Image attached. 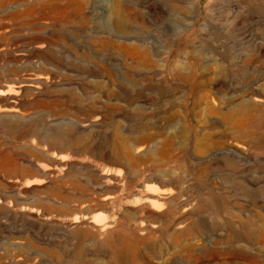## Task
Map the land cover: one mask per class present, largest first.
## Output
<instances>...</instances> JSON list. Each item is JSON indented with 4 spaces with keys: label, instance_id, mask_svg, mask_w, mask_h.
I'll return each mask as SVG.
<instances>
[{
    "label": "rangeland",
    "instance_id": "obj_1",
    "mask_svg": "<svg viewBox=\"0 0 264 264\" xmlns=\"http://www.w3.org/2000/svg\"><path fill=\"white\" fill-rule=\"evenodd\" d=\"M70 2L0 0V264H264V0Z\"/></svg>",
    "mask_w": 264,
    "mask_h": 264
},
{
    "label": "bare ground",
    "instance_id": "obj_2",
    "mask_svg": "<svg viewBox=\"0 0 264 264\" xmlns=\"http://www.w3.org/2000/svg\"><path fill=\"white\" fill-rule=\"evenodd\" d=\"M70 1H71L70 3L71 4H75L77 6V8H80L82 6V0H70ZM30 2L31 3L29 4V6L28 5L27 6H28V9H30L32 11L47 10V11H49L48 14L51 15V16L52 15H56V16H59V15L66 16V15H68L66 13L67 6H68L66 4V0H30ZM38 46L40 47L41 45H38ZM22 85H24L23 82L19 83V86H22ZM8 87H9V89L11 91H13V90H15V88L17 86H15V85H8ZM256 100L257 101H261L262 98L256 97ZM3 112L5 114H16L17 113V110H16V108H15L14 105H11V106L4 107L3 108ZM245 147L246 146H244L241 143H236L235 144V148L237 150H240V151L241 150H244ZM152 199H153V197H148V201H151Z\"/></svg>",
    "mask_w": 264,
    "mask_h": 264
}]
</instances>
